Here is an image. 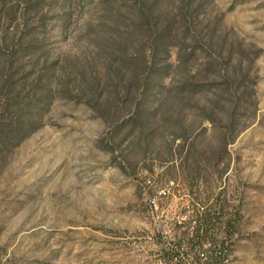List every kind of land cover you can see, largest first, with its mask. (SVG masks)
I'll return each mask as SVG.
<instances>
[{
	"label": "rangeland",
	"instance_id": "obj_1",
	"mask_svg": "<svg viewBox=\"0 0 264 264\" xmlns=\"http://www.w3.org/2000/svg\"><path fill=\"white\" fill-rule=\"evenodd\" d=\"M56 2L43 22L53 58H83L85 68L103 76L85 48L86 38L77 41L87 34L92 6L73 0L69 12L64 1ZM197 23L205 28L204 48L211 44L225 59L208 71L202 48L183 67L175 49L170 59L175 80L196 76L206 82L220 76L231 54L227 71L237 65L246 74L251 102L241 115L247 128L229 147L230 170L211 191L240 212L224 264H264V0H212ZM87 102L79 93L57 99L44 127L1 163V264H175L164 258L163 248L183 231L174 230L173 223L188 218L190 197L169 127L161 129L164 147L156 143L147 151L132 148L129 141L112 145L108 125ZM252 103H258L254 119ZM187 110L189 122L196 123ZM205 126L212 133L211 125ZM212 140L205 134L199 141L214 145Z\"/></svg>",
	"mask_w": 264,
	"mask_h": 264
},
{
	"label": "trees",
	"instance_id": "obj_2",
	"mask_svg": "<svg viewBox=\"0 0 264 264\" xmlns=\"http://www.w3.org/2000/svg\"><path fill=\"white\" fill-rule=\"evenodd\" d=\"M56 1L0 0V166L44 127L57 99L72 93L87 97L91 111L113 134L112 145L129 141L132 148L147 151L156 143L164 147L161 129L167 124L190 205L188 218L173 223L174 230L183 231L163 248L164 258L175 264H224L240 212L211 191L229 172V147L247 128L241 115L249 110L248 78L237 65L227 71L231 54L220 76L206 82L196 76L175 80L170 61L178 49L182 66L191 65L202 48L210 61L208 71L225 59L211 44L204 48L205 28L197 23L212 0H83L92 6L91 18L87 34L77 41L86 38L85 48L94 56L96 70L103 68V76L85 68L83 58H53L43 22ZM61 1L70 12L73 0ZM198 96L201 101L196 102ZM252 105L254 119L258 103ZM186 109L199 123L197 129L183 113ZM205 134L214 138V145L199 141Z\"/></svg>",
	"mask_w": 264,
	"mask_h": 264
},
{
	"label": "built area",
	"instance_id": "obj_3",
	"mask_svg": "<svg viewBox=\"0 0 264 264\" xmlns=\"http://www.w3.org/2000/svg\"><path fill=\"white\" fill-rule=\"evenodd\" d=\"M159 194H160V196L163 195V194L166 195V192L165 191H161Z\"/></svg>",
	"mask_w": 264,
	"mask_h": 264
}]
</instances>
